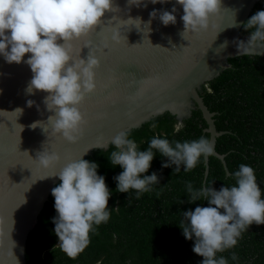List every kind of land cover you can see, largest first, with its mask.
I'll return each mask as SVG.
<instances>
[{
    "label": "clouds",
    "instance_id": "9594fccd",
    "mask_svg": "<svg viewBox=\"0 0 264 264\" xmlns=\"http://www.w3.org/2000/svg\"><path fill=\"white\" fill-rule=\"evenodd\" d=\"M168 2L170 0H127L129 6L137 8H147L148 3L155 5ZM176 4L183 8L181 20L184 30L181 36L182 33L200 34L207 31L210 17L221 10V0H176ZM118 11L120 8L114 5L113 0H0V55L8 64L24 62L30 67L33 75L26 93H47L43 103L53 113L47 118L52 125V133L62 135L69 143L78 141L83 125L87 123L79 106L87 94L95 91V69L100 66L99 58L89 46L90 42L85 46L89 49L87 58H81L82 49L74 58L72 41L94 31L106 12ZM176 11L175 5L171 11L154 9L145 24L150 31L152 20L158 17L164 26L175 25ZM132 21L142 23L140 17L123 20ZM234 26L235 20L231 27ZM242 27L246 31L251 30V33L247 42L233 41L238 54L258 55L257 48L264 49V10L257 11L243 22ZM124 38L127 40L125 35ZM112 40L120 43L119 28L113 29ZM228 43L225 40L219 48H226ZM133 45L136 44L130 46ZM26 54L31 55L24 60ZM34 103L28 100L27 106L31 107ZM13 112L21 115L23 109L18 107ZM42 122L36 121L31 127L42 128ZM42 130L46 133L45 128ZM129 135V132L123 131L112 138L111 144L116 150L111 152L108 159L113 167L118 165L123 169L114 177L117 182L115 191L129 193V190H135L137 199L141 194L152 191V185L159 183L155 172L141 178V174L148 172L151 166L155 156L153 150L167 158L168 162L163 163L162 167L175 165L174 172L177 173L181 165L185 172H189L202 157L207 158L214 153V144L207 137L170 142L166 138L154 136L147 150L142 151ZM82 157L66 164L57 174L48 176L58 177L61 181L51 190L57 213L53 218L54 233L59 241L56 246L73 260L89 246L90 233L110 219L108 201L111 192L105 178L98 175L99 165L96 162ZM34 160L40 167L47 169L57 164L60 156L44 149L37 153ZM233 176L235 185L221 187L218 191L207 186L194 189L190 182L187 184L189 203L207 200L209 205L183 212V220L179 224L185 239L195 238L192 251L203 257L201 264H228L227 259L217 257V253L234 248L242 233L251 225L264 224V199L261 198L262 191L254 169L240 164ZM13 244L15 247V241ZM231 258L238 259L235 253ZM16 261L19 264L17 258Z\"/></svg>",
    "mask_w": 264,
    "mask_h": 264
},
{
    "label": "water",
    "instance_id": "95a60500",
    "mask_svg": "<svg viewBox=\"0 0 264 264\" xmlns=\"http://www.w3.org/2000/svg\"><path fill=\"white\" fill-rule=\"evenodd\" d=\"M258 2L221 0V10L210 17L207 31L181 36L183 8L176 0L148 3L147 8L129 6L127 0H113L120 11L106 12L94 31L72 41L74 58L82 49L80 56L86 59L89 49L85 46L90 42L100 60L95 69L96 89L79 106L87 123L76 143L52 133L47 118L53 113L43 103L47 93H26L33 75L30 67L24 62L8 64L0 55V264H17L16 258L19 264H27V238L59 181L58 177L48 176L94 150H107L117 133L137 129L152 117L170 112L182 123L198 108L207 123L204 131L214 144L213 156L222 161L229 175L225 155L216 151L217 138L224 132L217 130L216 113L208 109L198 90L229 68V59L240 57L233 41L247 42L249 36L240 31ZM174 5L176 24L164 26L157 17L149 31L145 24L149 13L154 9L171 11ZM114 16L117 19L113 20ZM129 17H140L142 23L123 22ZM234 20L236 26L231 27ZM114 28L121 31L120 43L112 40ZM225 40L228 46L221 50ZM256 51L258 55L250 56L264 57V49ZM30 55L26 54L24 60ZM28 100L35 102L33 106H27ZM18 107L23 109L21 115L13 112ZM36 121H43L41 127L46 133L40 127H31ZM44 149L60 156L51 168H42L34 160ZM204 159L208 174L209 157Z\"/></svg>",
    "mask_w": 264,
    "mask_h": 264
},
{
    "label": "trees",
    "instance_id": "16d2710c",
    "mask_svg": "<svg viewBox=\"0 0 264 264\" xmlns=\"http://www.w3.org/2000/svg\"><path fill=\"white\" fill-rule=\"evenodd\" d=\"M259 10H264V0H259L248 19ZM250 33L251 30L243 27L240 31L243 36ZM228 62L229 68L203 84L198 92L208 109L216 113L217 130L224 132L217 138L216 151L225 155L229 175L222 161L213 155L209 156L208 174L203 157L193 170L185 172L181 165L177 173L175 165L162 167L168 162L167 158L153 150L154 159L141 178L155 172L159 183L137 199L135 190L115 191L114 177L123 171L118 165L113 167L108 159L116 150L115 146L94 150L83 159L99 165L97 173L104 176L111 192L109 221L90 233L89 246L76 259H70L56 246L59 241L54 233L53 218L57 213L50 193L36 227L27 238V264H201L203 257L192 251L195 238L185 239L179 224L183 212L209 205L207 200L189 203L187 184L190 182L194 189L207 186L217 191L224 186L231 187L235 185L233 173L240 164H246L254 169L264 199V57L240 56ZM178 123L176 116L165 112L127 132L142 151L147 150L154 136L170 142L210 137L204 131L207 123L198 108L183 124ZM59 183L60 180L55 186ZM233 253L237 260H232ZM220 256L225 257L228 264H264V224L251 225L242 233L237 245L217 253V257Z\"/></svg>",
    "mask_w": 264,
    "mask_h": 264
},
{
    "label": "flooded vegetation",
    "instance_id": "af4514ba",
    "mask_svg": "<svg viewBox=\"0 0 264 264\" xmlns=\"http://www.w3.org/2000/svg\"><path fill=\"white\" fill-rule=\"evenodd\" d=\"M179 125H181V124H183V121H182V123H178Z\"/></svg>",
    "mask_w": 264,
    "mask_h": 264
}]
</instances>
